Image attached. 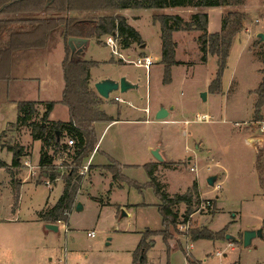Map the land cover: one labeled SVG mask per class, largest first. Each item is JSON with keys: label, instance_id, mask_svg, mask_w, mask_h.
<instances>
[{"label": "rangeland", "instance_id": "1", "mask_svg": "<svg viewBox=\"0 0 264 264\" xmlns=\"http://www.w3.org/2000/svg\"><path fill=\"white\" fill-rule=\"evenodd\" d=\"M196 2L193 0V3L184 7L123 9L115 13L96 14V17L119 14L127 18L128 24L142 37L146 45L144 53L151 57L153 63L145 71L142 67L117 60V56L111 55L109 46L91 38L85 55L98 63L93 66L91 73H108L117 76L118 81L125 77L131 84L137 85L136 89L129 91L128 96L118 92L110 94L105 109L116 115L120 108V111H128L126 118H135V115L139 118L143 114L134 112L128 106L127 101L131 98V104L148 107L151 113L148 115L150 123L123 122L108 127L102 137L103 146L110 142L119 149V153L122 152L119 154L122 158L116 157L136 166L124 169L121 167V175L125 179L112 186V179L105 178L98 171L89 174L88 168L84 175H79L89 160L83 162L78 169L80 193L77 199L82 210L76 211L73 207L68 214V221L58 225L57 233L49 235L52 240L46 238L40 222L29 221L46 201L51 205L56 202L67 168L59 174L62 183L59 181L55 186H46L42 170L38 168L34 175H30L23 165L24 161L30 160L33 166H37L40 146L37 142L30 157L31 145L27 142L32 139L30 140V132L28 134L26 126H7L0 133V161L9 166V173L12 174H8L5 167L0 168V219L5 220L0 221V264H42L48 256L49 245L55 246V251L66 247L68 257H71L70 264H132L131 253L133 254L140 238L135 232H144L146 229L159 231L162 228L161 217L156 209L159 201L149 186V178L143 167L145 163L156 162L151 154L153 150L150 152L148 146L158 140L167 145L175 162L166 166L158 164L153 171L161 191L171 197L184 194L196 183V178L201 191V195L198 193V200L194 199L192 202V214L188 220L171 228V242L177 244L180 241L184 248L186 242L182 236L191 240L190 232L195 228L206 229L214 234L223 232L224 238L216 236L215 238L220 239H213L220 242L195 241L191 255L203 261V264H264V239H253L251 246L247 248L243 247L242 241L243 233L249 229H262L264 238V142L257 153L249 142L251 138L264 137V131L260 132V127L264 125V105L260 108L259 121L254 117V91L259 87L263 69L260 53L264 42L258 43L257 35L264 33V0H245L240 7L206 8L210 18L209 32L220 30L223 16L228 12H244L247 19L229 51L221 79V93H208L205 101L201 100L200 95L208 92L207 82L215 76L217 58L209 55L206 64L198 63L199 52L192 39L199 38L200 31H181L175 35V58L178 63L170 69V82L163 83L159 23H153L152 19L155 14H166L177 15L184 22H189L196 13L205 14L206 9L197 8ZM106 39L103 36L101 40ZM63 43L59 32H53L45 51L35 56L34 60L14 69H22L25 75L37 74L42 79L45 78L42 90L47 91L52 99L60 98L58 79L61 77L60 64L64 58ZM118 51L120 53L122 49ZM122 54L130 55L134 61L140 57L133 49L122 51ZM19 88L8 91L10 100L19 101V96L23 98L24 93ZM28 91L27 98L34 99L26 100H36L35 86L29 85ZM115 96L126 101L114 103L112 100ZM3 97L0 100L1 106L6 111V118L11 120L12 106ZM38 103L35 109L42 114L45 108L42 102ZM56 104L52 119L65 120L67 108L59 102ZM160 107L171 113L168 120L175 121L173 125L152 121V115ZM195 114L207 115L210 117L209 122H191ZM123 117L121 115L120 119ZM185 121L190 123L184 126ZM67 140L66 137L64 141ZM20 144L25 145L18 160L20 164L18 168H13V154L8 148L19 147ZM257 154L261 156L260 165ZM54 160L57 167L63 163L68 164L67 172L74 167L72 160L65 155L55 153ZM90 162L98 165L104 161L97 153L91 156ZM190 168L195 171L190 172ZM104 170L107 172V167ZM210 175L217 176L211 187L206 182ZM216 185L219 188H215ZM207 201L209 207L205 205ZM101 202L104 203L103 206ZM122 207L129 210V215L121 211ZM175 209L181 215L188 208L181 203ZM122 213H126L124 218H121ZM13 217L25 221L8 223L7 220ZM182 219L183 217L179 218V221ZM92 230L95 237L90 239L87 233ZM229 235L235 240H226L225 236ZM152 239L155 246L148 249L146 255L154 264L185 262L182 249L173 247L174 251L167 255L161 237L155 235ZM217 252H221L220 256ZM191 255L187 253V258L193 259ZM51 257L54 264L57 256Z\"/></svg>", "mask_w": 264, "mask_h": 264}, {"label": "trees", "instance_id": "2", "mask_svg": "<svg viewBox=\"0 0 264 264\" xmlns=\"http://www.w3.org/2000/svg\"><path fill=\"white\" fill-rule=\"evenodd\" d=\"M196 7L223 8L240 7L245 0H196ZM193 3V0H0V82L9 77L12 55L23 51H44L48 48L50 37L55 31L59 32L64 41V60L61 68L64 78V88L60 104L68 108L69 121L67 123L56 121L49 122L48 116L53 111L56 102H47L43 106L45 110L39 114L35 109L38 102H19L17 105V119L13 126H26L30 131L32 141L39 140L42 143L39 152V169L42 170V177L50 183L59 178V174L66 169L63 179V191L56 204L51 208L40 211L39 218L47 223L55 225L58 221H67V212L73 207L80 176L78 169L95 149L93 123L110 121L101 109L104 100L97 92L89 87V70L97 63L84 61L70 56L71 48L68 44L69 38L91 39L94 38L101 44L103 36H112L119 40L122 49L132 44L142 45L143 41L139 33L132 28L123 16L103 15L96 17V14L115 13L123 9H165L171 7H184ZM220 31L208 33L207 14L196 13L189 22H184L177 15L159 14L152 17L153 23H159V36L161 39V60L163 65V83L170 82V72L175 60V42L172 33L175 31H200L198 38L199 51L202 53L201 61L205 62L207 55L215 56L216 73L208 85L212 94H219L221 91V79L225 72L227 59L235 37L241 32L247 17L244 12H228L223 16ZM259 43V42H258ZM261 55L263 69L259 87L254 91L256 104L254 108L255 120L260 119V108L264 105V47ZM39 117V120L36 119ZM73 142L72 147L61 142L63 138ZM13 154L12 167L18 168V161L22 155V147H9ZM51 152V153H50ZM66 153L71 159L74 167L67 172L69 165L62 164L60 167L55 164V153ZM260 154H257L258 165H260ZM107 166L112 175L113 181H124L121 175V166L117 163ZM5 167L8 174L9 166L0 161V168ZM149 178V186L155 192L159 200L157 206L161 216L160 232L146 229L140 238L137 248L132 255V264H148L146 252L153 244L151 239L155 235L162 237L166 244V251L169 253V240L171 239V228L177 227L178 223H184L192 214V202L198 200L196 183L186 190L184 194L170 195L161 191L156 183L153 171L155 165L145 164L143 166ZM134 186H137L133 183ZM18 191H16L17 195ZM184 204L188 209L184 214H179L176 207ZM183 217L182 222L179 218ZM226 233V229H225ZM221 233H211L206 229L195 228L190 232L191 241L220 239ZM189 264H202L197 259H188Z\"/></svg>", "mask_w": 264, "mask_h": 264}, {"label": "crops", "instance_id": "3", "mask_svg": "<svg viewBox=\"0 0 264 264\" xmlns=\"http://www.w3.org/2000/svg\"><path fill=\"white\" fill-rule=\"evenodd\" d=\"M208 9H206V11H205V14H207V18H208V25H207V32L208 33H217V32H219L220 30H218V31H216V32H209V22H210V18H209V16H208V11H207ZM117 15H119V14H117ZM120 16V15H119ZM122 16V15H121ZM124 17V16H123ZM125 18V17H124ZM126 20H127V18H125ZM127 22H128V20H127ZM179 32H181V31H175V32H173L172 33V36H173V39H174V42H175V44H176V46H175V50H176V48H177V41L175 40V35H177V34H179ZM138 33V32H137ZM140 36V35H139ZM107 37V36H106ZM141 37V36H140ZM141 39H142V37H141ZM91 39H87L86 40V42L85 43H80V42H75V43H73V46H74V48L71 50V54H70V56H72L73 58H77V59H81V60H84V61H93V60H91L89 57H87L86 55H85V53H86V47H87V44L89 43V41H90ZM193 40V42L195 43V45L197 46L196 48L198 49V52H199V57H198V63H200V64H206L207 63V59H208V56L209 55H207V58H206V60H205V62H202L201 61V57H202V53L199 51V44H198V37L194 40V39H192ZM142 41H143V39H142ZM64 42V41H63ZM101 44H103V45H106L105 44V41H102L101 40ZM63 45H64V43H63ZM136 44H132L131 46H129L128 48H126V49H122L121 47H120V45H119V48L120 49H122V51H128V50H134V52H136V54H138V55H140V57H149L148 55H146L145 53H144V51H145V49H146V45H145V43H144V41H143V44L142 45H139L138 47H134ZM135 48V49H134ZM63 49H64V46H63ZM160 49H161V39H160ZM45 51V50H44ZM122 51H120V54H122ZM43 51H40V52H38V51H35V52H32V51H23V52H19L18 54H14V55H12V60H11V66H10V71H9V77L7 78V79H5V80H2L1 82H0V100H1V97H3V99L5 98L6 100H7V102H10V104H11V106H12V109H13V119H11V120H8L7 118H6V111H4L3 109H4V107H2L1 105H2V103L0 102V133H2V131L3 130H5L6 128H7V126H11V125H14L16 122H15V120H16V118H17V105L19 104V102H22V101H26V102H34V103H36V102H42V104H44V103H47V102H60V100H61V98H62V93H63V88H64V78H63V73H62V68H61V77L58 79V86H59V90L58 91H60V98L59 99H55V98H51V96L49 95V93L47 92V91H43L42 90V84H43V81L45 82L46 81V79L44 78V79H42V77H41V75H37V74H35V75H33V76H29V75H25V74H23V70L22 69H20V68H18V70L17 71H14V69L17 67V66H21L22 64H25L26 62H29V61H32V60H34L35 59V56H37V55H39V53H42ZM175 53V52H174ZM64 54H65V52H64ZM122 55H124V54H122ZM142 55H144V56H142ZM175 56H176V53H175ZM126 58H129V59H131V56L130 55H126L125 56ZM64 58H65V56H64ZM64 58H63V60H64ZM139 58V57H138ZM150 59H151V57H149ZM63 60L61 61V64L60 65H62V62H63ZM113 60V59H112ZM118 60V59H117ZM132 60V59H131ZM175 60H176V58H175ZM151 61H152V59H151ZM177 61V60H176ZM93 62H95V63H97L96 61H93ZM125 62V61H124ZM178 62V61H177ZM125 63H127V62H125ZM184 63H186V62H184ZM190 63H192V62H190ZM46 64V63H45ZM161 64V63H160ZM189 64V63H188ZM97 65H98V63H97ZM152 65H153V63H152ZM151 65V66H152ZM150 66V67H151ZM98 67V66H97ZM150 67L147 69V70H149L150 69ZM93 68V67H92ZM92 68H90V70H89V73H90V79H89V87L90 88H92V89H94L93 88V85L95 84V83H97V82H100V81H102V80H104V79H110V80H113V81H118V77L117 76H114V75H110V74H108V73H104L103 75L102 74H99V75H94L93 73H91V69ZM147 70H145V71H147ZM45 76V75H44ZM60 80H61V82H60ZM211 80L212 79H209L208 80V82H207V87H208V85L210 84V82H211ZM132 83H134V82H132ZM29 85H34L35 86V88H36V100H26V99H34V98H27L28 96V93H29V91H28V86ZM136 85V84H135ZM137 86V85H136ZM221 86V85H220ZM20 87V88H19ZM19 88V90L21 89L22 90V92L24 93V95H23V98H22V96H19V101H16V100H10L9 99V96H7V95H9V90L10 91H12V90H17ZM209 88V87H208ZM25 89V91H23ZM129 93V91L128 92H126V93H123V94H125L126 96H128L127 94ZM208 93H210L209 92V90H208V92L206 93V96H207V94ZM220 93H221V91H220ZM219 93V94H220ZM26 97V98H25ZM110 97V96H109ZM40 98H43V99H40ZM115 98H118L119 99V101H116L115 100ZM104 100V99H103ZM109 100V98L108 99H105L104 100V102L102 103V105L100 106L101 107V109H102V111L108 116V117H110L111 118V120L110 121H106V122H95V123H93L94 125H93V129H94V135H95V140L97 141V144H96V147H95V149L90 153V155H89V157L88 158H86L85 160H84V162H86V160H89L88 161V163L91 161V156L93 157L94 155H96L97 153H99L100 154V156H101V159H103V163L102 164H98V165H93V163L92 162H90V167H89V174H90V172H93V171H98L101 175H103V176H105V178H110V179H112V175L110 174V172L109 171H105L104 169H105V167H107V165H111V164H113L112 162H114V163H117V164H119L121 167H122V169H124V167H135L136 165H133V164H128V163H125L124 161H121L122 159H119V158H122L121 157V155H119L120 153L122 154V152L120 151V153H119V149L118 148H116V147H114V146H112L111 145V143L109 142V143H106V145H104L103 146V141H102V137H103V135H104V133L106 132V130L108 129V127L109 126H111V125H113V124H122L123 122L124 123H127V124H130V123H145V124H148V123H150V119L148 118L149 116L148 115H151V113H150V111L148 110V107L146 108L144 105L143 106H139V105H134V104H131V98H129V101H127V103H129L128 104V106H129V108L131 109V110H133L134 112H137V113H142L143 115H141L139 118H136L137 116L135 115V118H126V116H127V114L126 113H128V111H125V110H123L122 109V111H120L121 109L120 108H118V110H117V112H116V115H112L111 113H110V111L109 110H107V109H105L106 108V106H108V104H106V102ZM122 100L123 101H126V100H124V99H121L119 96H115L114 98H113V102L114 103H117V104H120L121 102H122ZM4 102V101H3ZM57 105V104H56ZM56 105H54L53 106V111L49 114V116H48V121L49 122H58V121H60V122H64V123H66V122H68L69 121V111H68V108H67V118L65 119V120H60V119H52V117H53V115H54V110H55V107H56ZM64 106V105H63ZM169 112V111H168ZM15 114V115H14ZM155 114V113H154ZM154 114L152 115V116H154ZM124 116L123 118H121L120 119V116ZM171 116V113L169 112V114H168V117H167V119H165V120H162V122H164L166 125L167 124H174L175 123V121H173V120H168V118ZM152 121H154V118H152ZM154 122H156V121H154ZM184 126H187L185 123L183 124ZM26 129H28L27 127H26ZM29 130V129H28ZM29 132L30 131H28V134H29ZM182 133H185L184 131L182 132ZM264 138V137H263ZM64 139L65 138H63L62 139V141L61 142H63L64 144L66 143V141H64ZM30 140H31V138H30ZM37 142H39L40 143V146H39V151H38V157H37V160H38V164H37V168H39V152H40V149H41V146H42V143L39 141V140H37V141H30V142H27L29 145H31V150H30V157H31V155H32V150H33V148H34V146L37 144ZM263 142H264V139H263ZM25 145H22V144H20L19 145V148L20 147H24ZM159 147V153H160V155H161V157H163V162H151V163H145V164H153V165H155V168L158 166V164H163V166H166V165H170V164H172V163H175L174 161H173V159H172V157H171V154H170V150H169V148L167 147V145L166 144H163L161 141H159L158 140V142H155L154 144H152V145H150V146H148V149H149V151L151 152V150H154V149H157L158 147ZM262 146H263V143H262ZM197 147H199V146H197ZM196 147V148H197ZM10 153H12V152H10ZM51 153V152H50ZM59 154H62V155H65V157H67V155H66V153H60L59 152ZM11 156H12V154H11ZM116 156H119V158L118 157H116ZM20 160V159H19ZM25 162V161H24ZM24 162H23V164H24ZM29 162H30V160H29ZM124 162V163H123ZM31 163V162H30ZM144 164V165H145ZM32 165V164H31ZM143 165V166H144ZM33 166V165H32ZM35 167V166H34ZM121 169V170H122ZM189 171H190V169H189ZM107 175H109V176H107ZM216 176V175H215ZM217 180V179H216ZM59 181H61L59 178L57 179V180H55V182L54 183H50V186H55L56 185V183L57 182H59ZM112 181H113V179H112ZM116 182L117 181H113L112 182V186L113 185H115L116 184ZM195 182H196V186H197V190H198V193L201 195V191L198 189V184H197V178H196V180H195ZM216 182V181H215ZM22 183H24V181L22 182ZM61 183H62V181H61ZM215 184V183H214ZM36 185H38V184H36ZM214 186V185H213ZM81 187V186H80ZM80 188L78 187V190H77V196H76V198H75V202H74V205H73V207H76V204H77V199H78V196H79V193H80ZM62 191H63V183H62V190H61V193H60V196L62 195ZM109 192H110V190H109ZM60 196L57 198V200L60 198ZM57 200H56V202H57ZM159 201V200H158ZM56 202L53 204V205H51V204H49L48 203V201H46L45 203H44V205L39 209V211H36V213H35V216L29 221V222H31V221H35V222H40L41 223V227L43 228V233L44 234H46V238H48V240H52L53 238H52V236H49V235H52V233H57V232H53V231H51V230H48V229H46L45 228V225L47 224V223H45V222H43L40 218H39V213H40V211L41 210H43V208L45 209V208H51V207H53L55 204H56ZM103 202H101V205L103 206ZM158 204H159V202H158ZM158 204L156 205V209H157V206H158ZM73 207L71 208V209H73ZM82 207V206H81ZM70 209V210H71ZM75 209V208H74ZM70 210H69V212H70ZM82 210V209H81ZM122 212H126L128 215H129V210L127 209V208H124V207H122V210H121ZM69 212H68V214H69ZM68 217H69V215H67V219H68ZM161 217V216H160ZM0 221H5V220H3V219H0ZM8 221V223H22L23 221H25V220H20V218H16V217H13V218H11V219H9V220H7ZM68 221V220H67ZM66 221V222H67ZM62 222L63 221H61V222H59L57 225H55L56 226V229H57V231L59 230L58 229V225L59 224H62ZM66 222H63V223H66ZM162 226V225H161ZM162 228H163V226H162ZM162 228L160 229V230H162ZM150 230V229H149ZM160 230L159 231H154V232H160ZM258 230V229H257ZM262 230V229H261ZM93 231V230H92ZM151 231H153V230H151ZM94 232V231H93ZM126 232H129V231H126ZM131 233H133L134 231H130ZM49 233V234H48ZM88 233H91V232H88ZM87 233V234H88ZM125 233V232H124ZM136 234H139V236H140V238H141V235H142V233L143 232H135ZM88 237V236H87ZM93 237H95V234H94V236ZM93 237H91V238H93ZM161 237V236H160ZM90 238V239H91ZM140 238H139V241H140ZM153 238V237H152ZM151 238V239H152ZM182 238H184L185 239V242H186V244H185V247L184 248H182L183 246H182V243H180V241H178L177 242V244H175V242H171V240L168 242L169 243V253L171 252V251H174L173 250V247H179L180 249H182V253H183V255H184V260H185V262L183 263V264H189L188 263V260H187V253H189L190 255H191V253H190V251L193 249V243H195V242H192L188 237H183L182 236ZM259 239H264L263 238V231H262V238H259ZM153 240V239H152ZM161 240H162V237H161ZM230 240H235L234 238L233 239H230ZM139 241H138V243H139ZM190 241V242H189ZM195 241H197V240H195ZM212 241H214V242H220L219 240H212ZM162 242H163V240H162ZM253 242V241H252ZM138 243H137V246H138ZM164 243V242H163ZM165 244V243H164ZM189 245H191L192 246V249H190V250H187L188 249V247H189ZM63 246H65V243L63 244ZM155 246V242L153 241V244L151 245V247H150V249H152L153 247ZM165 247H166V244H165ZM137 248V247H136ZM135 248V249H136ZM167 248V247H166ZM231 250H233V249H231ZM135 251V250H134ZM47 252H48V256H46V258H45V262H43L42 264H52V255H56L57 256V261L56 262H54V264H58V262H60V263H63V264H70L69 263V260H70V258L71 257H68V250H66V247L63 249V250H61V251H55V246H51V245H49V247H47ZM167 252V251H166ZM222 252V251H221ZM221 252H217V255L218 256H220V253ZM0 254H1V251H0ZM49 254H51V255H49ZM73 253H71V255H72ZM167 255H168V253H166ZM132 253H131V257H132ZM146 256V261H147V263L148 264H154V262L153 261H151V259H149V258H147V255H145ZM192 256V255H191ZM192 258L193 259H197V258H194L193 256H192ZM82 260H83V258H82ZM197 260H199V259H197ZM132 261V260H131ZM201 261V260H200ZM205 261V260H204ZM132 263H133V261H132ZM202 264H203V261L201 262ZM75 264H78L77 262H75Z\"/></svg>", "mask_w": 264, "mask_h": 264}, {"label": "water", "instance_id": "4", "mask_svg": "<svg viewBox=\"0 0 264 264\" xmlns=\"http://www.w3.org/2000/svg\"><path fill=\"white\" fill-rule=\"evenodd\" d=\"M258 42H264V33H258L257 35ZM87 40V39H86ZM86 40L83 39H75V38H69L68 44L70 45L71 50L74 48L73 43L75 42H80V43H85ZM94 90L97 92V94L102 98V99H108L110 94L114 92H118L120 94L126 93L130 90L136 89V85L131 84L125 77H122L119 81H113L110 79H104L100 82H97L93 85ZM201 100L205 101L206 100V93H202L201 95ZM168 110L164 107H160L157 112L154 115V121H162L167 119L168 117ZM251 144H253V149L255 153L258 152V150L261 149L262 143H263V137L261 138H251L249 140ZM152 157L155 158V160L158 162H163V157H161L159 153V148L155 149L151 152ZM217 179V176L215 175H210V177L206 180L208 186H213L215 181ZM82 209L81 204H76L75 210L80 211ZM126 216V213L121 214V218H124ZM45 228L48 230H51L53 232H57L56 226L52 224H46ZM255 238H262V230H246L243 233L242 236V241H243V247L247 248L251 246L252 240ZM226 240L233 239L232 236H225Z\"/></svg>", "mask_w": 264, "mask_h": 264}, {"label": "built area", "instance_id": "5", "mask_svg": "<svg viewBox=\"0 0 264 264\" xmlns=\"http://www.w3.org/2000/svg\"><path fill=\"white\" fill-rule=\"evenodd\" d=\"M105 44L107 46H109L111 55L117 56L118 60H120V61L121 60L125 61L128 64H132V65H134V66H136L138 68L142 67L145 70H147L152 65V61H151V59L149 57H139L136 61H134V60L126 58L124 55L120 54L119 51H118L120 49L119 48V40L117 38H113L112 36H107V39L105 40ZM115 100L119 101L118 98H115ZM209 118L210 117H208L207 115L195 114V116H194V118H193V120L191 122H196V123L205 122V123H208L209 122ZM189 123L190 122L185 121L186 125H188ZM261 131H264V125H262L260 127V132ZM66 143H67V145L69 147H71L73 145V142L71 140H67ZM89 164H90V162L83 167V169L79 172V175H84L87 172V170L89 168ZM23 165L28 170V173L30 175H34L35 174V170L38 169L37 167L32 166L29 161H25ZM193 171H195V169L194 168H190V172H193ZM44 184L46 186H49L50 182L47 179H45ZM215 188H219V185H216ZM205 203H206L205 205L207 207H209V201H207ZM66 214L68 215V212ZM59 222H61V221H58V223ZM182 225H183V227L185 226L184 224H182ZM94 234L95 233L93 231H91V233H88L87 236L89 238H91V237L94 236ZM190 249H192L191 245H189L187 250H190ZM58 264H63V263L58 262Z\"/></svg>", "mask_w": 264, "mask_h": 264}]
</instances>
